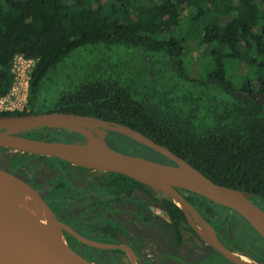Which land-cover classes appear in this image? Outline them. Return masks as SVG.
I'll use <instances>...</instances> for the list:
<instances>
[{"label":"trees","instance_id":"16d2710c","mask_svg":"<svg viewBox=\"0 0 264 264\" xmlns=\"http://www.w3.org/2000/svg\"><path fill=\"white\" fill-rule=\"evenodd\" d=\"M191 42L197 43L204 61L190 54ZM18 53L37 59L26 109L0 114L65 111L123 123L213 181L249 191L255 201L264 202V0H0V97L13 85L12 59ZM187 56H192L190 67ZM234 66L248 71L237 75ZM44 133L54 140L71 133L87 141L83 134L47 127L21 134L43 138ZM106 142L169 161L116 132ZM4 150L11 149L0 148ZM12 151L22 154H14V161L32 156ZM43 158L67 171L66 161ZM106 174L116 193L124 190L130 198L138 186L148 191L150 201L160 202L173 221L178 246L186 230L196 233L172 199L121 173ZM62 181L60 177L54 187L66 193ZM180 191L221 231L223 243L244 242L243 249L262 255L264 239L252 227L258 239L251 236L235 212L197 193ZM142 207L143 220L150 224L146 201ZM101 229L100 238L117 241L114 233L108 235L118 230L115 225L104 223ZM81 244L85 253L105 252L106 261L124 263L120 249Z\"/></svg>","mask_w":264,"mask_h":264},{"label":"water","instance_id":"95a60500","mask_svg":"<svg viewBox=\"0 0 264 264\" xmlns=\"http://www.w3.org/2000/svg\"><path fill=\"white\" fill-rule=\"evenodd\" d=\"M47 127L83 134L87 141L37 138L21 133ZM122 134L164 155L161 161L110 146L104 136ZM0 148L62 159L76 166L121 173L160 191L182 209L194 213L207 230L204 239L235 264H264L237 257L219 240L214 227L182 194L197 193L228 207L243 217L264 239V207L253 193L213 181L201 170L145 133L123 123L98 116L65 111L0 114ZM184 210V209H183ZM184 210V212L186 211ZM186 213V212H185ZM63 228L83 242L99 247H117L91 241L60 221L40 192L0 163V250L8 264H122L87 258L66 240ZM131 256L133 251L121 245ZM134 264V263H132Z\"/></svg>","mask_w":264,"mask_h":264},{"label":"flooded vegetation","instance_id":"af4514ba","mask_svg":"<svg viewBox=\"0 0 264 264\" xmlns=\"http://www.w3.org/2000/svg\"><path fill=\"white\" fill-rule=\"evenodd\" d=\"M50 131L52 130L50 129ZM111 132L104 136L105 140ZM45 134H48V136H45ZM71 135V137H68V134H66L59 140L80 141L73 134ZM43 136V138L49 139L50 133H44ZM30 155L32 156L25 162L11 159V163L13 161L14 163L6 168L8 170L11 168L14 174L35 187L52 208L58 219L72 228L74 232L91 241L118 245L117 247L99 248L83 242L74 233L63 228V233L68 243L85 257L104 262H112L106 261L105 252H102L100 255L85 253V247L81 243L99 249L122 250L124 252L121 255L124 262L122 264H235L226 259L212 245L204 241L191 224L185 212L188 223L196 230V233L186 230L184 240L178 246L174 239L173 221L171 217L164 210L160 202H152L149 200L152 197L142 187H134L131 191L130 198H128L124 190H120V193H116L113 190V187L110 186L113 179L107 178L106 172L76 166L68 162L65 163L67 171L62 170L59 165L58 167L51 165L56 172L48 178L49 184H47L41 181V178L34 172L35 163L32 162L34 159L45 158L38 154ZM79 170L85 171L79 172ZM60 177L61 184L63 183L62 180L65 182L63 188L66 193L54 187ZM155 192L157 195L166 197L160 191L155 190ZM182 194L187 199L186 196L188 194L185 195L184 192ZM144 201H146L147 207L145 213L152 218L150 224L143 220L144 210L142 203ZM256 201L264 207L263 201ZM154 207H162L166 216H157L154 213ZM215 209L218 210L217 207H214ZM228 211L231 212L230 210ZM234 215L236 217L238 216L236 213ZM104 223H111L118 228V230H109L108 234L111 235L114 233L116 242L103 240L99 237L104 234V230L101 229ZM215 231L219 238L221 231L216 229ZM90 234L96 235L98 238L88 237ZM192 238L197 240V245H191L189 248L188 242L192 241ZM243 243L240 245H226L223 243V245L234 254L236 253V256L241 259L245 256L251 261L264 263V250L261 252V256H256L252 250L243 249ZM149 244L152 245V253H146L149 250ZM121 245L128 246L133 251L134 256H131Z\"/></svg>","mask_w":264,"mask_h":264},{"label":"rangeland","instance_id":"374dc122","mask_svg":"<svg viewBox=\"0 0 264 264\" xmlns=\"http://www.w3.org/2000/svg\"><path fill=\"white\" fill-rule=\"evenodd\" d=\"M188 48H189L190 54L194 55L195 60H197V61H202L203 60L204 61V58L202 59V57H203L202 56V52L198 48L197 43H193V42L189 43L188 44ZM191 58H192V56L191 57H188V56L186 57V63H187V65L189 67L191 66L190 65ZM231 66H233V63H230L229 65H227V67H229V69H230ZM194 69H195V67L194 68L193 67L190 68L191 71H194ZM233 71H235L237 73V75H239L238 73H241V74L244 73L243 75H245L247 73L248 69H247L246 66H243L242 68L241 67L240 68L239 67L236 68L234 66L233 67ZM45 136H48V134H45ZM71 136H72L71 134H68V137H71ZM17 152H19V151H17ZM14 154L15 153L12 150H4V151L0 152V163H2L5 167L11 166L10 164L14 163V161H13V163H11V159H13ZM20 155H22V154H17L16 153L15 157L16 156H20ZM23 158H25L24 160L26 161V159L29 160L30 157L25 155V157L23 156ZM23 158H21V159H23ZM157 160H160V159H157ZM161 161H164V160H161ZM32 162L35 163L34 164V166H35L34 172L38 175V177L41 178V181H44V183L49 184L48 178L51 177V175L54 174L56 172V170L51 166V164L48 162L47 159H40L39 158V159H34V161H32ZM36 162H37V164H36ZM10 171L13 172V170L11 168H10ZM80 171L81 170H79V172ZM82 171H85V170H82ZM153 210H154V213H156V215L159 216V217L166 216L162 207H159V208L158 207H154ZM215 212L219 214L218 210H216V209H215ZM237 219H239V223L243 227H246L248 229L249 234H251V236H253L256 239H258V234L253 231L251 226L247 223V221L243 217L237 216ZM145 233L147 234L146 231H145ZM191 245H193V246L197 245V240L195 238H192V241L188 242V247L189 248L191 247ZM148 248H149V250L146 253H152V245L149 244ZM154 251H155V248H154ZM235 255H236V253H235ZM243 259H244V257H243ZM135 264H137V263H135Z\"/></svg>","mask_w":264,"mask_h":264},{"label":"built area","instance_id":"2783aa9c","mask_svg":"<svg viewBox=\"0 0 264 264\" xmlns=\"http://www.w3.org/2000/svg\"><path fill=\"white\" fill-rule=\"evenodd\" d=\"M37 64V59L18 53L12 59L14 82L11 89L0 97V113L24 111L28 100V89L31 71Z\"/></svg>","mask_w":264,"mask_h":264},{"label":"bare ground","instance_id":"6f19581e","mask_svg":"<svg viewBox=\"0 0 264 264\" xmlns=\"http://www.w3.org/2000/svg\"><path fill=\"white\" fill-rule=\"evenodd\" d=\"M184 210H186V208L183 207ZM187 216H188V219L190 220L191 224L195 227V229L197 230V232L204 238V239H209L210 236L207 232V230L205 229V227L203 226V224L200 222L199 218L197 217L196 214L186 210L185 211ZM245 260H249L247 257L243 256ZM5 260V259H4ZM3 260V253L2 251L0 250V264H8L5 263V261Z\"/></svg>","mask_w":264,"mask_h":264}]
</instances>
